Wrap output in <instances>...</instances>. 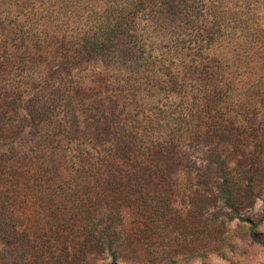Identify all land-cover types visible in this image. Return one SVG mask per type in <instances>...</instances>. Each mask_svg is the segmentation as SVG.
Segmentation results:
<instances>
[{"label": "rangeland", "instance_id": "rangeland-1", "mask_svg": "<svg viewBox=\"0 0 264 264\" xmlns=\"http://www.w3.org/2000/svg\"><path fill=\"white\" fill-rule=\"evenodd\" d=\"M227 1L238 37L223 34L206 43L195 32L199 21L168 22L162 16L170 11L159 17L140 11L124 20L119 47L103 55L74 50L81 36L98 35L96 25L105 18L100 7L79 17L72 5L60 7L58 1L53 13L26 18L41 12L37 2L29 14L19 15L31 23L38 19L34 28L42 33L34 51L44 49L46 33L57 35L50 51L64 35L70 61L6 71L7 63L0 65V264H109L107 250L73 257V248L61 250L55 241L51 226L64 199L56 196L53 168L59 153L52 150L66 149L68 165L82 158L95 162L110 157L116 142L119 149L125 143L136 147L134 164L148 163L157 144H170L167 155L175 164L162 191L160 185L130 187L128 176H120L123 184L115 191L103 188L99 175L75 178L89 186L75 192L84 203L74 219L96 221L108 208L118 211L120 264H264V141L258 137L264 129V0ZM247 16L250 27L240 35L237 18ZM1 32L0 25L3 37ZM17 43L22 52L24 45ZM130 49L139 59L124 63L123 52ZM58 97L67 105L60 102L47 121L30 128L24 115ZM12 98L14 106L6 110L2 104ZM56 119L70 131L61 132ZM41 124L52 135L44 143L34 130ZM16 127L26 134L21 145L6 137ZM217 157L233 175L230 203L213 183L220 180L216 172L209 173ZM129 165L119 159V174ZM167 197L164 204L156 202Z\"/></svg>", "mask_w": 264, "mask_h": 264}, {"label": "trees", "instance_id": "trees-1", "mask_svg": "<svg viewBox=\"0 0 264 264\" xmlns=\"http://www.w3.org/2000/svg\"><path fill=\"white\" fill-rule=\"evenodd\" d=\"M58 1L62 3L60 7L72 5L73 10L78 12L79 17L83 16V13L87 11H98L97 7H100L105 13V18L99 19L96 25L98 35L94 33V35H91L88 39L84 38L85 35L81 36V44L77 45L74 49L77 50V54L88 53L86 51L90 50L93 52L101 51L102 55L105 54L102 51L116 46L123 36L124 30L122 29L124 28V20L128 19L129 16H135L140 11H147L148 13L153 11L158 17L159 15L162 16L166 11H170L165 17L162 16V19L168 22L174 21L175 17H181L191 25H197L199 21L195 32L202 33L201 38L205 40L206 43L222 39L221 36L223 34L232 36L236 34L237 30L235 26H230L232 14L226 13L227 11H225L231 10L227 0H0V25L3 35V37L0 36V65L7 63L3 71H6V68L11 70V67L30 66L33 63L35 65L45 63L46 68H51L55 63L59 65L69 63L70 60L67 54L68 48H66L68 41L65 44L62 42L64 35L61 36L60 45L56 50L50 51L49 43H55L57 35H49L46 33L44 44H47L44 45V49L42 51H34V42L40 40L42 33L41 30L39 31V29L34 28V23H36L38 19L34 20V23H31L30 20L24 19V21H22L19 17L20 14L22 16L26 15L25 13L29 14L30 12L28 11H32L37 2H41L39 5L41 4L43 6L41 12H35L26 18L31 19L34 15L40 13H43V16L48 12L53 13L52 11H54V8L52 7ZM246 1L248 2L249 0ZM217 8L222 10L221 14ZM232 19L236 21L235 17H232ZM237 19L239 21L237 25H240L239 34L246 35L243 28L248 29L250 27V17L247 16L246 18L242 17ZM86 33L88 34V32ZM236 35L238 37V34ZM249 35L252 36L254 33L249 32ZM52 38L55 39L52 40ZM192 40L193 38H189V41ZM17 42L24 45L22 52L16 47L18 46ZM32 45L33 47H31ZM118 47L119 44L116 48ZM61 49L64 50L62 51ZM123 55L125 56L124 63H126L127 60L136 62V60L139 59L138 54H134L132 49L128 51L125 50ZM44 95L45 94H42V96ZM50 100L51 105L45 104L46 100H43L44 104L40 108L34 109V113H29L28 118L24 115V121H26L28 125L30 124V128L47 121L51 112L54 111L52 109H55L60 102H66L65 105H67V101L61 100V97H58L56 100L51 98ZM14 101V98H12L4 101L2 105H4L7 110L14 106ZM94 121L95 120H93V122ZM54 123H57V127L61 132L70 131V128H65V124H62L60 120L56 119ZM105 124L106 127L110 126V123L105 122ZM105 128L102 126L100 130ZM22 129L23 128H21L20 131ZM74 129H77L76 126ZM34 130H36L38 134H41L40 139H38L39 142L44 143L48 141L49 137H52L49 132L42 131V124L41 127L34 128ZM20 131L19 128L16 127V129L6 132V137L9 138V142H19L18 144L21 145V140L26 134H19ZM76 131L77 130L72 131L74 134L72 136L77 135ZM255 137H257V135ZM258 137L260 141H264V129L259 133ZM58 144H60L59 141L56 145L49 143L45 145V148L58 146ZM157 145V149L151 153L152 157L149 159L148 163H141L139 161L136 164L131 161L136 147L133 146V148H130L126 143L122 146V149H119V142L113 144L110 147L113 154L110 157H104L100 161L90 162L84 161L83 159L86 158H82L76 162L77 164H75V161H72L70 165L67 164L69 159L66 156V149L61 148L57 151V149L54 148V150H52L55 154L59 153L56 160L57 165L53 168L54 177H56L59 183L57 185L56 196L64 200H60L59 207L56 208V216L54 215L53 217V219H55L53 223L54 226L51 227H53V231L56 233L55 239L57 240L55 241L59 244L61 250H65L67 247L73 248V257L77 254H82L84 256L93 252L101 253L107 250L108 256L110 257L109 264H120L117 259L119 256V241L115 230L116 224L114 223L118 211L115 212L114 209L108 208L102 211L101 216L96 221H89V217H86V220L74 219L76 210L82 207L84 203V198L81 197L78 200V196L75 192L77 193L80 188L83 190L85 187L88 188L89 186L88 183H83V181L82 185H79V182H76L75 178L78 177L82 179L86 176L99 175L98 178L100 182H102L101 186L115 191L119 189V185L123 184L120 176H128L127 184L130 187L146 188L147 190H154L155 187L156 190V187L160 185L163 187L160 190L162 191L169 185L166 180L171 171L175 169V164L173 161H170V155H167L170 151V144L169 146H164V144ZM258 145H260L259 142L255 146ZM12 150V148H9L8 152L11 154ZM120 151L121 154L119 155ZM129 158L130 161L128 160ZM119 159L126 164H130L123 169L129 170L126 173L119 174ZM217 160L218 164L213 168L208 166V169L211 170L209 173H214L213 171L216 172V178H220V180L213 183L215 187L218 186L220 191L224 193L226 202L230 203L232 199L230 185L233 182V175L231 174V169L227 168L224 160L219 158ZM49 163L51 162H47L43 169L48 170ZM154 176H160L158 182L153 180ZM132 177L136 179L133 180ZM102 179L103 181H101ZM202 181L204 182V180ZM68 190L70 191L68 192ZM72 195L73 198L71 199L69 208L68 203ZM167 199L169 198H161L156 202L161 201L164 204L168 201ZM94 201L97 200L94 199ZM99 212H101V210H99ZM103 220L105 222L104 225H102ZM62 264H69V262H64Z\"/></svg>", "mask_w": 264, "mask_h": 264}]
</instances>
